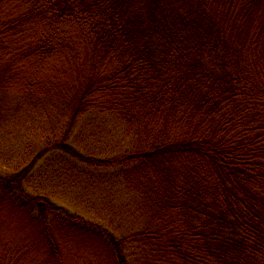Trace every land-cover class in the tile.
Returning <instances> with one entry per match:
<instances>
[{
  "label": "trees",
  "instance_id": "trees-1",
  "mask_svg": "<svg viewBox=\"0 0 264 264\" xmlns=\"http://www.w3.org/2000/svg\"><path fill=\"white\" fill-rule=\"evenodd\" d=\"M11 95L47 130L0 174V264H264V0H0Z\"/></svg>",
  "mask_w": 264,
  "mask_h": 264
},
{
  "label": "rangeland",
  "instance_id": "rangeland-1",
  "mask_svg": "<svg viewBox=\"0 0 264 264\" xmlns=\"http://www.w3.org/2000/svg\"><path fill=\"white\" fill-rule=\"evenodd\" d=\"M36 106L37 105H33L32 103L22 102L18 97L13 95L6 98V102L3 105V116L0 118V174L8 171L6 164L12 161L14 162L28 147H30L32 151H36L44 146V138L47 130L45 128L46 114L45 112L42 113L38 111L40 106ZM80 129V127H76L72 132L74 143L80 149H84L95 141V139H100L101 137V135L92 134L94 130L93 127L88 129L89 132L82 130L80 132ZM104 138L103 136L102 139ZM67 207L70 211H75L83 215L86 214V212L81 209V206H74L68 203ZM8 217L9 218L6 219L7 221L4 220L7 228L5 234L12 239L21 238L24 248L28 250L29 245H32V240L27 241L29 237L21 233L20 228L23 226V223L15 216L9 215ZM16 220H18V223L15 222ZM126 226L124 231L133 229L131 221L127 222ZM18 229H20V231ZM79 246L81 245L77 242L76 248L79 249ZM88 251L89 253L92 252L90 249H88ZM79 253L81 254L80 250ZM79 253L77 255L79 259H82ZM33 254L34 253H31V258L34 257Z\"/></svg>",
  "mask_w": 264,
  "mask_h": 264
}]
</instances>
